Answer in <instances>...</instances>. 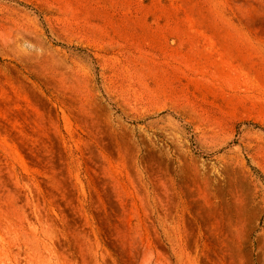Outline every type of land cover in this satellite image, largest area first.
Returning a JSON list of instances; mask_svg holds the SVG:
<instances>
[{
  "label": "rangeland",
  "instance_id": "374dc122",
  "mask_svg": "<svg viewBox=\"0 0 264 264\" xmlns=\"http://www.w3.org/2000/svg\"><path fill=\"white\" fill-rule=\"evenodd\" d=\"M251 166L264 0H0V264H264Z\"/></svg>",
  "mask_w": 264,
  "mask_h": 264
},
{
  "label": "trees",
  "instance_id": "16d2710c",
  "mask_svg": "<svg viewBox=\"0 0 264 264\" xmlns=\"http://www.w3.org/2000/svg\"><path fill=\"white\" fill-rule=\"evenodd\" d=\"M25 6H29V5H25ZM57 44L62 45V46H65V44H63V43H57ZM76 49H77L79 52H81V53L85 54L86 56L90 57L92 60H95L94 57H93L90 53H88L86 49H83V48H80V47H76ZM95 70H96V74H98V73H97V71H98V66H97V65L95 66ZM247 124H248V126H252V127H254V128L262 129V127H261L260 125H258L257 123L248 122ZM196 153L199 154V155L202 154V153H200V152H196ZM203 156H204V155H203ZM251 167H252L254 173H255L258 177L264 179V175L261 173V171H260L259 169H257V168L254 167V166H251Z\"/></svg>",
  "mask_w": 264,
  "mask_h": 264
}]
</instances>
